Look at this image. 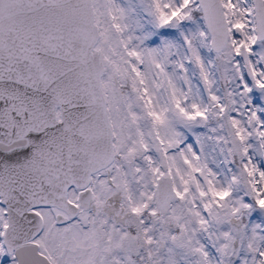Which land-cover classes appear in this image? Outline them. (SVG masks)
<instances>
[{
	"label": "snow or ice",
	"instance_id": "obj_1",
	"mask_svg": "<svg viewBox=\"0 0 264 264\" xmlns=\"http://www.w3.org/2000/svg\"><path fill=\"white\" fill-rule=\"evenodd\" d=\"M0 264H264V0H0Z\"/></svg>",
	"mask_w": 264,
	"mask_h": 264
}]
</instances>
